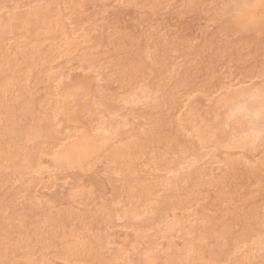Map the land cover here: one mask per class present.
<instances>
[{
	"label": "rangeland",
	"instance_id": "rangeland-1",
	"mask_svg": "<svg viewBox=\"0 0 264 264\" xmlns=\"http://www.w3.org/2000/svg\"><path fill=\"white\" fill-rule=\"evenodd\" d=\"M0 264H264V0H0Z\"/></svg>",
	"mask_w": 264,
	"mask_h": 264
}]
</instances>
